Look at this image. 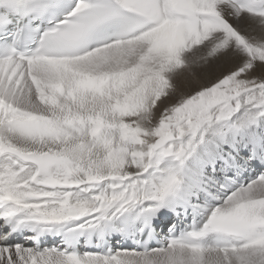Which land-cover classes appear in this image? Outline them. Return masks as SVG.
<instances>
[{
	"label": "snow or ice",
	"instance_id": "snow-or-ice-1",
	"mask_svg": "<svg viewBox=\"0 0 264 264\" xmlns=\"http://www.w3.org/2000/svg\"><path fill=\"white\" fill-rule=\"evenodd\" d=\"M0 264H264V0H0Z\"/></svg>",
	"mask_w": 264,
	"mask_h": 264
},
{
	"label": "bare ground",
	"instance_id": "bare-ground-1",
	"mask_svg": "<svg viewBox=\"0 0 264 264\" xmlns=\"http://www.w3.org/2000/svg\"><path fill=\"white\" fill-rule=\"evenodd\" d=\"M233 23L235 24V21H233ZM239 27H241L243 29L244 25H239ZM175 83L177 84L178 87L180 88H186L187 87V81L185 77H180L178 78Z\"/></svg>",
	"mask_w": 264,
	"mask_h": 264
}]
</instances>
